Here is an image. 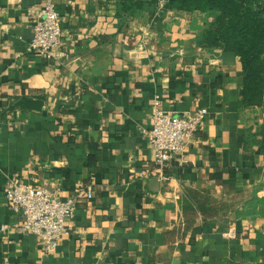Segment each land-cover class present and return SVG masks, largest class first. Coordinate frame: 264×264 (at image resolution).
<instances>
[{"label": "crops", "instance_id": "0c3cea01", "mask_svg": "<svg viewBox=\"0 0 264 264\" xmlns=\"http://www.w3.org/2000/svg\"><path fill=\"white\" fill-rule=\"evenodd\" d=\"M54 1L60 61L28 48L45 0H0V264H264V98L241 105V58L199 45L216 15L159 4L125 20L118 0ZM157 96L167 112L209 110L162 178ZM14 177L93 189L54 251L18 233Z\"/></svg>", "mask_w": 264, "mask_h": 264}, {"label": "built area", "instance_id": "2783aa9c", "mask_svg": "<svg viewBox=\"0 0 264 264\" xmlns=\"http://www.w3.org/2000/svg\"><path fill=\"white\" fill-rule=\"evenodd\" d=\"M62 33V17L57 4L54 0H45L36 14L28 48L43 57L60 61L63 57ZM151 111L153 126L148 138L155 155V169L151 173L162 178L164 169L182 154L187 142L204 126L209 110L201 107L183 114L167 112L157 96ZM141 176L148 177L143 173ZM5 195L10 208L20 217L18 233L37 236L44 252L50 253L69 232L68 220L75 214L79 197H92L93 189L90 186L81 188L64 197L61 187L50 181L33 186L14 177L6 183Z\"/></svg>", "mask_w": 264, "mask_h": 264}, {"label": "trees", "instance_id": "16d2710c", "mask_svg": "<svg viewBox=\"0 0 264 264\" xmlns=\"http://www.w3.org/2000/svg\"><path fill=\"white\" fill-rule=\"evenodd\" d=\"M162 0H118L117 14L127 20L139 10L158 6ZM165 9L216 15L198 43L202 47H221L239 56L243 66L241 105H260L264 98V0H166ZM200 205L207 198L188 200ZM204 208V206H203Z\"/></svg>", "mask_w": 264, "mask_h": 264}, {"label": "rangeland", "instance_id": "374dc122", "mask_svg": "<svg viewBox=\"0 0 264 264\" xmlns=\"http://www.w3.org/2000/svg\"><path fill=\"white\" fill-rule=\"evenodd\" d=\"M165 2H166V0H162V1H160V5H161V4H165Z\"/></svg>", "mask_w": 264, "mask_h": 264}]
</instances>
